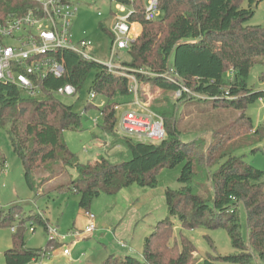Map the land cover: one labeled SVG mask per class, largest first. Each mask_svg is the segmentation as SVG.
Instances as JSON below:
<instances>
[{
	"label": "trees",
	"instance_id": "trees-1",
	"mask_svg": "<svg viewBox=\"0 0 264 264\" xmlns=\"http://www.w3.org/2000/svg\"><path fill=\"white\" fill-rule=\"evenodd\" d=\"M110 1L126 8L127 23L141 26L139 35L123 50L130 61L121 62L138 82L148 81L171 93L187 89L189 93L181 92L179 101L189 99V103H194L187 94L194 95L213 109L245 111L264 98V91L257 92L248 86L250 71L257 64L263 67L258 81L264 83V27L247 25L261 0H157L160 15L154 21L145 20L143 3L147 0ZM33 7L28 0H0V20L10 15L22 16ZM98 26L103 29V24ZM56 57L64 67V75L60 79L47 77L43 90L70 84L79 93L91 76L88 91L103 102L98 109L103 119L101 129L112 139L109 148L123 147L129 158L118 164L103 158L79 164L62 138L64 131L81 128V117L73 106L63 104L53 95L30 97L16 86L0 82V129L5 130L32 189L33 175L38 170L55 179L72 168L77 179L71 180L67 188L78 195L79 208L87 213L101 193L112 195L131 185L154 188L161 169L181 167L177 177L181 187L165 190L168 216L145 238L142 259L109 256L101 264H190L195 248L188 238L181 236L180 247L168 245L172 218L180 221L183 230L202 226L226 230L235 254L205 259L203 264H264L263 171L246 164L243 156L221 150L223 143L210 148V160L219 155L213 165L216 168L211 170L207 160L194 157L196 144L192 147L190 141L182 140L174 128V111L170 106L148 107L163 119L165 137L161 142L144 143L120 136L115 131L114 107L133 102L129 80L70 51L58 52ZM139 69L148 76L138 73ZM242 118L245 119H238ZM245 121L250 129L251 121ZM4 165L0 152V167ZM64 187L60 186L58 191ZM240 205L245 213L246 241L240 233ZM13 221L11 208L0 211V228ZM27 222L47 230L48 221L40 214L22 219L20 227ZM11 239L12 247L3 252L4 264L36 262L53 242L48 240L41 250L27 248L22 234L14 233Z\"/></svg>",
	"mask_w": 264,
	"mask_h": 264
},
{
	"label": "rangeland",
	"instance_id": "rangeland-1",
	"mask_svg": "<svg viewBox=\"0 0 264 264\" xmlns=\"http://www.w3.org/2000/svg\"><path fill=\"white\" fill-rule=\"evenodd\" d=\"M143 5L146 8V2ZM245 6L244 4L243 7ZM124 16L126 15L118 11L114 1L83 0L77 6L72 19L73 40H89L92 44L93 59L106 64L109 62L111 27L117 18ZM100 23L103 24V29L99 28ZM247 25L264 27V0L254 9ZM118 57L114 59L115 64L119 61H130L126 52L120 51ZM262 71V65H254L248 77V86L257 92L264 91V83L258 81ZM90 81L91 76L75 97H56L63 104L73 106L74 111L81 117V128L64 131L62 138L81 165L91 164L99 158L112 164L121 163L129 158V154L123 147L109 148L112 139L101 129L103 119L97 108L100 98L92 103L95 107L87 106ZM135 81L137 88L136 95L132 93L133 102L137 99L148 107H172L176 113L172 115L174 128L179 131L182 140L190 141L192 147L196 144L193 149L194 157L203 162L207 160V164L213 167H209L211 170L216 168L213 165L219 155L214 156V161L210 160V148L223 143L221 150L243 156L246 164L264 172V98L245 111L213 109L211 104L198 101L197 96L187 94L193 98L194 103H189V99L179 101L176 93L162 91L148 81ZM131 104L120 106L116 111L115 131L120 136L124 135L121 129L122 114L128 110L140 111L136 106L131 107ZM86 107L88 108L84 111ZM240 117L251 121L250 129L246 128L245 119H238ZM255 149L257 151L254 152ZM0 152L5 158L4 167H0V211L6 212L11 208L14 217V221L7 227L0 228V264H4L3 252L12 247L11 237L14 233L23 235L25 246L29 249L46 248L48 240L51 239L47 230L38 224L32 227L28 222L20 227L22 219L25 221L28 216L34 214H40L46 219L47 228H54L58 237L53 238L52 245L43 257L30 264H101L109 256H130L140 260L145 238L151 234L158 222L168 216L165 190H178L181 187L177 182L181 169L178 166L173 169H161L157 173L154 188L131 185L112 195L101 193L88 209L87 213L94 216L95 230L86 235L81 233L88 224L86 212L79 208L78 195L67 188L71 180L77 179L74 169L67 168L66 174L55 179H49L46 172L38 170L33 175L35 186L32 189L24 178L22 164L13 152L3 129H0ZM202 166L207 168L203 163ZM62 185L66 187L58 191ZM239 222L241 236L246 241L247 231L242 205L239 206ZM182 235L188 238L195 248L190 264H203L205 259L214 260L219 256L235 254L225 229L209 230L202 226L183 230L180 221L172 218L171 239L168 245L180 247ZM62 236L67 239L61 241ZM56 243L59 245L56 246ZM64 249L68 251V255L62 253Z\"/></svg>",
	"mask_w": 264,
	"mask_h": 264
},
{
	"label": "built area",
	"instance_id": "built-area-1",
	"mask_svg": "<svg viewBox=\"0 0 264 264\" xmlns=\"http://www.w3.org/2000/svg\"><path fill=\"white\" fill-rule=\"evenodd\" d=\"M28 1L34 4L32 10L22 16L10 15L0 20V82L14 85L34 98L47 95L75 97L78 92L70 84L61 85L54 90H43L42 83L50 76L54 79L63 77L64 67L58 62L56 57L58 52L70 51L83 59L96 61L92 57L91 42L85 39L75 42L72 36V19L77 6L83 0ZM116 8L120 13H126L124 6L116 5ZM159 15L158 1L147 0L145 20L154 21ZM126 18V16L117 18L111 27L109 62L103 65L109 72L126 77L132 83L129 91L136 95L135 75L127 73L125 67L122 69L120 61L114 63V59L119 58V52L127 49L139 35V32L133 30V24L127 23ZM137 72L147 74L143 69ZM181 92L189 93L187 89L182 88L176 92V96H180ZM96 99V95L89 92L88 104L94 106L92 103ZM102 104L101 100L98 107ZM131 105L138 107L140 111L128 110L122 114L121 129L124 135L138 142H161L165 137L163 119L137 99ZM119 107H114L115 112ZM86 217L88 224L81 233L87 235L95 230V224L92 214L86 213ZM47 233L51 237L50 240L58 237L54 228H47ZM66 239L64 236L60 238L61 241ZM62 253L69 254L66 249Z\"/></svg>",
	"mask_w": 264,
	"mask_h": 264
},
{
	"label": "crops",
	"instance_id": "crops-1",
	"mask_svg": "<svg viewBox=\"0 0 264 264\" xmlns=\"http://www.w3.org/2000/svg\"><path fill=\"white\" fill-rule=\"evenodd\" d=\"M133 30L136 32H140L141 31V26L138 23H134L133 24Z\"/></svg>",
	"mask_w": 264,
	"mask_h": 264
}]
</instances>
